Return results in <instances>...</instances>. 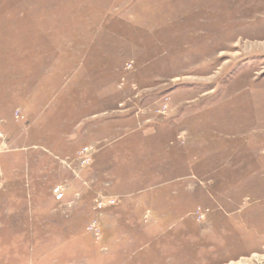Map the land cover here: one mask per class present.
Returning <instances> with one entry per match:
<instances>
[{
    "label": "rangeland",
    "instance_id": "rangeland-1",
    "mask_svg": "<svg viewBox=\"0 0 264 264\" xmlns=\"http://www.w3.org/2000/svg\"><path fill=\"white\" fill-rule=\"evenodd\" d=\"M1 139L0 264H264V0H0Z\"/></svg>",
    "mask_w": 264,
    "mask_h": 264
},
{
    "label": "built area",
    "instance_id": "built-area-1",
    "mask_svg": "<svg viewBox=\"0 0 264 264\" xmlns=\"http://www.w3.org/2000/svg\"><path fill=\"white\" fill-rule=\"evenodd\" d=\"M1 140L2 142H0L1 144L0 146L4 147L6 145V142L3 139ZM81 153H82V161L84 163L90 160V148L88 146H85L82 149ZM52 193L56 201H62L64 199V187H62L61 185H56L52 189ZM105 200H106V196H102V198L98 199L96 201V207L101 209L105 205L104 203ZM91 227L94 228V224H91Z\"/></svg>",
    "mask_w": 264,
    "mask_h": 264
}]
</instances>
